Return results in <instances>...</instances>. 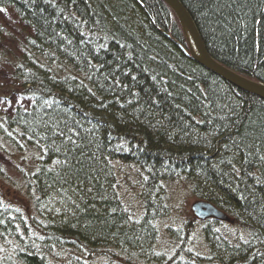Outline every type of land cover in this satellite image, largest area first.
<instances>
[{
	"label": "trees",
	"instance_id": "trees-1",
	"mask_svg": "<svg viewBox=\"0 0 264 264\" xmlns=\"http://www.w3.org/2000/svg\"><path fill=\"white\" fill-rule=\"evenodd\" d=\"M179 1L214 60L264 84V0ZM0 21L8 84L30 102L0 110V142L31 211L0 201L1 264H53L49 248L62 264H264V99L185 55L164 2L0 0ZM115 155L158 176L141 198ZM185 194L234 223L201 227Z\"/></svg>",
	"mask_w": 264,
	"mask_h": 264
},
{
	"label": "bare ground",
	"instance_id": "bare-ground-1",
	"mask_svg": "<svg viewBox=\"0 0 264 264\" xmlns=\"http://www.w3.org/2000/svg\"><path fill=\"white\" fill-rule=\"evenodd\" d=\"M162 2H163V0H161ZM179 1V0H178ZM180 2V1H179ZM180 4H181V6L183 7L182 9L185 11V13H186V15H187V18L194 24V26L196 27V22H195V20H194V18H193V16L191 15V13L189 12V10L187 9V8H185L183 5H182V3L180 2ZM67 5H72L73 6V4H67ZM70 12V11H69ZM72 15H75V12H70ZM73 18H77L76 16L75 17H73ZM78 20H79V22L81 23V25L80 26H82V29H81V34H88L89 33V31H91V32H93V30H91L92 28H91V26H88V25H86V24H83L81 21H80V19L79 18H77ZM86 22V21H85ZM79 26V27H80ZM180 27V26H179ZM88 29V30H87ZM196 29H197V34H198V36L200 37V39L202 40V42H203V34H201V32L199 31V29L196 27ZM180 31H181V33H182V35H183V37H184V43L186 44V46H187V51L188 52H186L185 50H184V48L183 47H181L183 50H184V52H185V55H189V46H188V44H189V42H188V40H187V38L185 37V35H184V33H183V31H182V29H181V27H180ZM77 32H78V30H77ZM94 33V32H93ZM206 49V48H205ZM216 61V60H215ZM219 63V62H218ZM20 64V62L18 61L17 62V65H19ZM222 65V64H221ZM224 66V65H223ZM8 67V69H15V66H7ZM226 67V66H225ZM227 68V67H226ZM229 69V68H228ZM230 70V69H229ZM230 71H232L233 73H235L236 75H238V76H242V77H244V78H247V77H245V76H243L242 74H239L238 72H236V71H233V70H230ZM15 75H14V73H11L10 74V77H14ZM241 77V78H242ZM247 79H249V78H247ZM228 82V81H227ZM235 86V85H234ZM237 87V86H236ZM237 88H239V87H237ZM239 89H241V88H239ZM241 90H243V89H241ZM245 91V90H244ZM248 92V91H247ZM250 93V92H249ZM253 94V93H252ZM255 95V94H254ZM258 96V95H257ZM260 97V96H259ZM261 98V97H260ZM263 99V98H262ZM4 105H6V107L5 108H2V106H4ZM10 106H12V104H9V103H7V102H5L4 100L2 101L1 100V98H0V110H2L3 112V114H10L12 111H14V108H15V106H13V110L11 111V112H7V109L10 107ZM20 107H22V106H20ZM23 109H25L24 107H22ZM26 110V109H25ZM128 134V133H127ZM1 143V142H0ZM2 144V143H1ZM121 146V145H120ZM1 147V146H0ZM2 149L4 148V145L1 147ZM122 150H116V152L119 154H121V151H127L128 150V147H123L122 146ZM5 149V148H4ZM116 149H117V147H116ZM115 157V160H114V162L113 163H111V165L113 166V167H121V168H124V169H126L127 170V172L129 173V182L133 185V195L135 196V197H140L141 198V195L143 194V188L144 189H148L149 187H151V185L153 184V182H156L157 181V175L152 171V169H151V166L148 164V163H144V164H142L141 163V165L140 166H138L134 161H132V163L131 164H127L126 163V161L122 158V156H119V155H115L114 156ZM109 165V164H108ZM179 170H181V171H184L182 168L181 169H179ZM178 167L176 166V167H173V168H170V171L171 172H173V173H177L178 171ZM168 179L170 180V182L169 183H163V182H161L160 184H163V186H164V192H165V196H166V198L168 197V201L166 202V205L167 204H169V202H170V199H171V197H173L174 196V194H175V192H176V190H177V188H179V183L177 182V181H175V182H171V177L169 176L168 177ZM175 180H181L180 178H174ZM177 182V183H176ZM156 189L157 190H160V188H159V186L158 187H156ZM238 199H240V197H237ZM236 198V199H237ZM235 199V200H236ZM237 199V200H238ZM236 200V203H234V205H237L238 204V202L239 201H237ZM242 204L244 205V202H242ZM190 207H189V212H190ZM217 210H218V214H221V216H220V221H218V220H216V219H214V218H203V219H197V214H198V210L197 209H194V210H192L191 212H190V214H192L194 211H195V213H193L192 215H193V219L194 220H196L200 225H201V227H205V225H206V228H209L211 231H213L214 233H216V232H218V230L220 229V227H221V225H219L218 224V222H220V223H228V224H230V225H232L233 223H234V219H233V217H231L228 213H226L225 211H223V210H220V209H218L217 208ZM20 213V212H19ZM22 214V213H21ZM26 214H31V211H28ZM26 214H24V215H26ZM189 214V215H190ZM188 215V216H189ZM192 219V220H193ZM193 220V221H194ZM231 232V235L233 236V237H238V236H240L239 235V232H237V231H230ZM49 252H51L50 254H46V252H44V256L46 257V255L47 256H49V261H50V263H58V264H62L63 262H64V260L63 259H61V258H59V257H57L58 255H56V250L55 249H53V248H49ZM55 254V255H52V254ZM47 258V257H46ZM16 264H19V262L18 261H14ZM2 262L0 261V264H1ZM209 264V263H208Z\"/></svg>",
	"mask_w": 264,
	"mask_h": 264
},
{
	"label": "water",
	"instance_id": "water-1",
	"mask_svg": "<svg viewBox=\"0 0 264 264\" xmlns=\"http://www.w3.org/2000/svg\"><path fill=\"white\" fill-rule=\"evenodd\" d=\"M163 2L174 13L179 26L181 27L185 37L189 44V55L197 63L217 74L229 83L264 99V85L250 79L238 76L230 71L225 66L215 61L205 49L204 43L197 34V29L194 24L187 18L185 11L182 9L178 0H163ZM242 77V78H241ZM192 209H197V216L200 218L214 217L220 220L221 214H218V210L210 203H196L192 206ZM195 213V211H194Z\"/></svg>",
	"mask_w": 264,
	"mask_h": 264
},
{
	"label": "rangeland",
	"instance_id": "rangeland-1",
	"mask_svg": "<svg viewBox=\"0 0 264 264\" xmlns=\"http://www.w3.org/2000/svg\"><path fill=\"white\" fill-rule=\"evenodd\" d=\"M5 18L7 20L8 26H10V28L13 29V24L10 20V17L8 15H5ZM0 26L7 33L12 34L11 30L7 26L1 24V21H0ZM7 57L10 59L13 57V55L8 53ZM3 62L4 61L0 62V85H1L0 87L1 89L2 90L7 89V91L10 94L13 92L11 94L13 99L19 98L21 102H25V105L28 106L29 101L25 100L22 97H19L18 96L19 91L16 88L8 84L11 82L10 80L11 73H10V69L3 66ZM6 98H9V96L6 95ZM10 102H12V99L10 100ZM5 107L6 105L2 106V108H5ZM12 110H13V106H10L7 109V112H11ZM0 146H1V143H0ZM18 163H19V159L17 158V156L12 154L11 151H9L8 149L6 148L2 149L0 147V169L2 171V173L0 174V200L2 203H4L5 205H8L15 211L17 210L18 212L22 214H26L28 210L25 208L24 203L19 198L21 193L18 190V186H22V183L20 181L19 175L16 170ZM178 190L179 188H177L174 196L172 197V200H170V202L173 204L176 203V198L178 196ZM183 198H184L183 206H185L186 210L189 212L190 204L194 201V199L190 198L188 194H185Z\"/></svg>",
	"mask_w": 264,
	"mask_h": 264
}]
</instances>
